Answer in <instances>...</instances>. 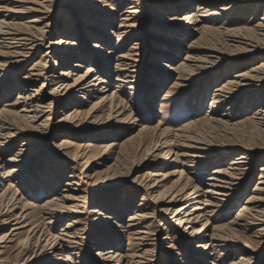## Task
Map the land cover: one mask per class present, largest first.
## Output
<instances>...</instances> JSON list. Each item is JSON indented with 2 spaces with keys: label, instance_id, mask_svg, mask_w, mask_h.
<instances>
[{
  "label": "bare ground",
  "instance_id": "obj_1",
  "mask_svg": "<svg viewBox=\"0 0 264 264\" xmlns=\"http://www.w3.org/2000/svg\"><path fill=\"white\" fill-rule=\"evenodd\" d=\"M8 1L10 0H0V93H2L4 90L3 88L7 85L5 82L7 76H14L17 72L23 70L26 64L31 62L42 49L45 48L46 51L43 58L36 61L22 78V81L18 85L19 95L17 100H15L14 103H6L0 110V152L16 140L22 139L24 141L21 145L20 152L9 159L7 164L0 161V179L1 175H3L2 181L0 182V244L6 242L15 243L14 248L16 247L17 251L23 254L25 251L31 253L29 260L24 264H38V259H36L38 254L36 251L39 249L41 250V248L42 252L39 255L41 259H46L49 255L54 257L49 264H83L81 260L85 258L84 254L87 252V241L85 236L88 234V227L83 218L84 212L80 211L83 208L84 197H81V195L79 196V194H85L83 190L80 189L81 184H87L84 182L83 178L95 179L97 175H99L98 173H94L95 170L89 165L87 159L90 153L97 150V148L95 149L96 146L92 142L75 144L69 140V138L58 140L60 144H57V148L61 152L60 156L64 157L66 160L70 158V161L74 163L75 167L71 168L66 189L62 191L59 190V175L61 169H59L60 173L55 170L56 167L55 169L48 170V178L50 177L51 181L49 182V189H47L48 187L46 188L48 190L47 193L52 194L50 189L52 188V190H55V192H53L57 194V196L49 200L43 206L37 207L31 203H27L25 200L26 191L20 190L19 187L22 186L21 189H26L27 186L25 187V182L34 186L33 179L30 178L26 180L31 173L29 160L31 157L35 156L33 147L37 146L38 150L43 149L39 146L42 145V138H45L48 132L50 133L51 131L50 126L52 125L54 115H56V107L57 109H62L60 113L62 112L63 118L59 120V122L62 123L78 120L83 114L81 109H84L85 106H90L87 112L88 116L103 111L108 104L110 116L113 115V113L118 115L122 114L120 116H123L129 110L127 108L130 102L129 98L128 101L125 99L127 93L124 89L127 85H133V83H135L133 79L138 78L137 75L140 70L139 62L142 57L140 54L143 53L144 47H142V44H135L131 51L120 55L110 47L111 41L109 37L106 36V33L108 32V28L114 27L112 22L115 19V9L110 8V4H107L106 0L68 1L71 6L74 7L72 13L78 16L79 22L76 23L77 26L75 30L71 29L73 25H69L67 21L61 23L60 30H58L57 33V36H60V38L48 42V45H45V42L47 41V37H49L54 30V24L50 22L48 16L53 7V0H34L32 3L26 4L32 6L25 5L19 8H9L7 5ZM13 1L20 3L25 2L24 0H12V2ZM179 1L182 9L187 7L190 9L193 4L183 0H135L130 4L123 15L120 16L118 33L116 32V34L112 31L108 36L116 34L118 40L117 47L123 37L127 39L135 36L137 37L136 34L142 31L148 24L146 19L142 17V7L144 6L149 8L155 15H158L159 17L157 19L161 22L168 20L167 22L170 24L182 20L184 22V27H188V30L192 32H201L202 36L207 34L218 35L222 43H225L233 54L245 53L249 54V56H253L263 52L264 15L257 25L252 28L235 27L234 22H232L234 21L233 19L232 21H223V17L235 8L234 0H198L196 5L198 11L207 10L212 7L213 3L221 2V4H223L219 6L218 9H215V11L211 13V16L206 19L198 16L193 11L186 13L181 20L177 18H167L157 13V8L160 6L161 2H167L165 6L169 7L170 5L177 4ZM102 4L104 7L100 6ZM263 4L264 2L259 1V7L256 9L254 15L258 14V10ZM26 12L36 13L38 15L34 19L26 22L25 18L21 17V15L26 14ZM209 24H212V26ZM87 32L93 33L94 35H88ZM166 35V33L159 32L155 34V36L161 38H165ZM75 38L77 40L74 41ZM200 39H202V37ZM138 40L143 41L141 37ZM80 42L82 44L86 43L85 52L82 51V44ZM215 46L217 45L215 44ZM109 47L110 49L107 50ZM159 47H156L153 52H159L160 54L161 47ZM212 48H214V46ZM210 50L213 51H209L208 49L206 52L208 57L206 59L204 58L205 60L198 58L195 60L196 58L194 59L191 57L190 59H186L190 63H196V65L182 64V71L188 73L189 77L194 78L199 71H203L205 68L207 69V65L210 64L214 67L217 65V60H224L226 58L223 56L222 49L215 47V49ZM53 54H56L53 65L46 66L44 58ZM92 56H95L102 62V67L98 71H96L92 65H87L90 59H92ZM111 62H116L112 71L109 69ZM198 63H205V65H200ZM82 70L83 72L81 74ZM111 80L117 82V89L116 92L108 94V87L111 86ZM180 80L184 81L180 84L181 88H187L186 85L192 82L189 78H181ZM47 86L48 91L46 92L45 89ZM134 86H128L127 88L133 90ZM263 88L264 60L261 61L259 65H254V68L250 71L238 73L233 77V80L220 87L218 91L216 90L218 94L216 92L217 95L214 104H222V106L225 104L232 105L235 103V97L243 91L253 90V92H259L261 95L249 98L250 105L258 106V110L257 112L254 111L256 112L255 115L252 116L250 122L248 121L254 125L250 133L256 135V138L258 137L257 139H259L264 137V102L262 101L264 93H260V90H263ZM122 90L123 92L121 94L117 93ZM48 98L50 101L45 103V100ZM151 99L156 98L151 96ZM63 106H66V109L63 110ZM212 108L214 109L216 107L212 105ZM230 110L231 108L229 111ZM231 114L222 115L221 118H213L211 115H207L206 119L203 121L200 120L188 123L175 132L170 131V129L162 130L161 124H159L157 129L161 131V133H159L161 139L159 138L155 143L154 149L157 150L160 146L174 145L178 149L177 151L193 150L191 154L189 153L187 155L177 152L175 159L171 160V164L180 166L179 158H189V163L192 165L190 168L194 167V169H197L199 168L198 165H196L198 161L206 158L208 159V155L215 152L212 150L213 145L211 142L196 137L198 135L200 136V129L207 126L212 129H222L227 132L229 129L244 127L246 122L231 124ZM208 117L211 118L207 119ZM72 128L76 129L77 126H73ZM196 128H199L198 131ZM254 138L252 137L251 139ZM133 141H135L134 137L127 139L122 144L114 143L111 147H107L106 149L112 153L115 151L116 147H118L121 151L128 143L131 144ZM252 142H254V140ZM243 149V153L239 155L237 161L231 163V167L214 172V175L208 180L210 182L208 185L210 195L220 196L221 199H224L223 202L222 200L220 202L208 200L205 201V204L196 202L198 197L192 198V196L197 193L198 187H196L192 193H186L192 178L187 174V176H185L184 171L174 172L173 174L163 173V169L170 165L168 163L161 165L160 168L162 170L158 169L159 171H157V168L155 170L151 169L143 176L140 186L145 187L146 191L151 190L154 193H158L157 199L155 198L157 203L164 204L166 207L162 209V214L172 212L173 208H175L174 206L179 201H182L181 199L178 200L179 196H182L183 201H187V205L177 209L175 208V217L178 218L177 226L182 229L185 228L186 235L192 240H198L200 238L207 240L203 241L206 242V244H195L199 250L203 249L204 252H206L213 245L229 249V251L231 249H239L237 245H239L240 240H237L238 238H235L234 235L237 232L230 231V234L233 236L214 234L211 236L207 230L204 231V229H202L198 231L196 226L198 223L202 222L203 218L208 225L209 222L214 219V216L218 212L217 210L226 206V204L233 199L235 192L239 191L240 186L243 185V182L249 176L253 167L252 159L254 155L251 151L245 149L244 146L242 150ZM39 151H41L39 152L41 154L42 150ZM172 151H170L169 157L167 156L168 158H170ZM161 157L162 156H158V158ZM79 160H83V162L80 163ZM181 165L183 166L184 164L181 163ZM111 169L112 168H109L108 171ZM115 171L120 172L118 167ZM177 173L179 175V180L184 181L187 179L188 182L185 181L186 184L176 191L173 187L167 188L165 183L169 176L176 175ZM260 174L259 183L254 190L255 196L249 198V201L247 200L248 202L246 203L251 205L250 208L247 205L242 206L241 211L238 213V217L236 216V221L231 223L232 228L240 227L246 232H248L249 229L263 226V228L256 233L259 234L257 238L264 239V199L262 198L264 197V167L261 169ZM199 204L206 207L203 209L205 210L203 214L202 212L198 214V212L202 210L201 207L197 206ZM254 204L258 206H252ZM212 208L213 210L208 212V210ZM19 210H21L20 213H18ZM91 212L94 217L93 221L96 222L95 225L99 228H103V234H105V232H110L111 228L115 227V220L110 216H105L106 214L98 210H93ZM31 213L33 216L38 217V220L33 224L29 221L31 220ZM75 214H80V216L78 215L79 217L70 221L65 230H62L63 233L61 237H55L51 234L50 231L61 222L62 218H67V216ZM139 217L140 220L149 219L148 215ZM9 226H13L12 229L5 232L8 230L7 228ZM29 227L30 229L25 231L27 237L21 240L20 236L23 233L25 234L24 230ZM165 229L167 228L165 227ZM113 232L114 236L106 233L107 235L104 240L99 239L97 240V244L94 243V246L99 248L95 250L96 258L104 264H124L126 260L129 264H150V262H152L150 257L153 252L148 249L142 250L138 255L121 256V254L116 252L114 247H111L113 246L115 236L119 234L118 232ZM150 232L145 228L134 233V240L137 241L140 247H150L153 245L150 244L154 241V239L151 238L152 234ZM167 239L170 238L167 237ZM234 239H236V241ZM261 242L262 243H259V245L264 246V240H261ZM43 243L46 244L42 246ZM0 248H2L3 251L7 249L6 246ZM169 250L174 251V246H169ZM246 250L247 248H240V251L243 253H245ZM1 251L0 255L3 254ZM251 253L249 258L243 256L237 262L235 260L231 264H256L257 260L254 261L256 255L253 257L255 252L252 251ZM64 254H66V256H64ZM75 256L76 259L74 258ZM205 257L206 258L203 260L204 263L209 264L208 256L206 255ZM4 263V260L2 261L0 258V264Z\"/></svg>",
  "mask_w": 264,
  "mask_h": 264
},
{
  "label": "rangeland",
  "instance_id": "obj_2",
  "mask_svg": "<svg viewBox=\"0 0 264 264\" xmlns=\"http://www.w3.org/2000/svg\"><path fill=\"white\" fill-rule=\"evenodd\" d=\"M24 1L25 2L20 3L10 0L7 2V5L9 8H19L25 6L27 3H32L34 0ZM68 1L70 0H53V7L48 16L50 22L54 24V30L52 34L47 37L45 45H48V42L52 40L60 38V36H57V33L58 30H60L61 23L67 21L69 25H73L71 29L75 30L77 26L76 23L79 22L78 16L73 15L72 10H74V7L71 6ZM106 1L107 4H110V8L115 9V19L112 22L114 27L108 28V32L106 33V36L109 37L111 41L110 47L113 48L115 52H118V55L128 53L135 44H142V47H144L143 53L140 54L142 57L139 62L140 70L138 71V78L133 79L135 81L133 85H125L126 88L124 89L127 93L125 99L128 101L129 98L130 102L127 108L129 110L123 116H120L122 114L118 115L114 113L110 116L108 104L103 111L88 116L87 112L90 106H85L84 109H81L83 114L78 120L62 123L59 122V120L63 118L62 112L60 113L62 109H57L56 107V115H54L52 125L50 126L51 131L50 133L48 132L45 138H42V145L39 146L43 148L39 149L42 150V153H39L41 151L38 150L37 146L33 147L35 156L31 157L29 160L31 173L26 180L30 178L33 179L35 187L29 185L28 182L24 183L25 187L27 186L26 189H21L22 186L19 187L20 190L26 191L25 200L27 203L41 207L57 196V194H54L55 190H52V188H50L52 194L47 193V189H49L50 186L49 182L51 181V178H48L49 175L47 172L50 169H55V167L58 173H60L59 169H61L59 175V190L62 191L66 189L71 168L75 166L74 163L70 161V158L66 160L64 157L60 156L61 152L57 148V144H60L58 140L69 138V140L75 144L92 142L97 150L90 153L87 159L89 165L94 168V173H98L99 175H97L95 179H84L82 177L87 184H81L80 187L85 193L79 194V196L81 195V197H84L83 208L80 211L84 212L83 218L88 227V234L85 236L87 241V252L84 254L85 258L81 260L83 264H104L95 256V250L99 248L94 246V243L97 244V240L99 239L104 240L107 234L114 236L113 231L119 233L115 236L113 246H111L116 249V252L121 254V256L127 257L129 255H138L142 250H151L153 253L150 257L152 261L150 264H206L203 261L206 255L208 256L209 264H231L235 260L237 262L243 256L249 258L252 251L255 252L253 257L256 255L254 258V261L257 260L256 264H264V246L259 245V243H262L261 240L264 239L257 238L259 234L256 233L263 228V226L249 229L248 232L240 227L232 228V223L236 221L239 215L238 213L242 209L241 207L247 205L250 208L251 205L246 203L249 201V198L255 196L254 190L259 183L261 169L264 167V139H262L264 137L257 139L258 137L256 138V135L251 134L250 132L254 125L253 123H249L252 116H254L258 110V106L250 105L249 98L261 94L257 91L253 92V90L243 91L235 97V103L232 105L225 104L222 106V104H214L215 97L218 94L217 91L220 87L233 80V77L238 73L248 72L254 68V65H259L261 61L264 60V49L263 52L253 56H249V54L245 53L233 54L225 43H222L218 35L207 34L202 36L201 32H192L188 30V27H184V22L181 20L186 13L193 11L198 16L206 19L211 16V13L214 12L215 9L223 5L221 2H217L213 3L212 7L205 11H198L196 6L198 0H183L193 3L191 8L189 7L190 9H188V7L182 9L180 1L169 7L165 6L167 2H161L160 6L157 8V13L167 18H177L181 20L180 22H173L170 24L167 22L168 20L164 22L159 21V19H157L159 17L158 15H155L149 8L143 6L142 17H144L148 23L142 29L143 32L140 31L136 34L137 37L135 36L130 39L123 37L117 47L118 40L116 34L118 33V26L120 25V16L123 15L130 4L135 0ZM259 1L264 2V0H234L235 8L226 14L222 20L232 21L233 19L234 21L232 22H234L235 27L238 28H252L256 26L264 15V4L258 10V14L254 15L256 9L259 7ZM29 4L26 6H32ZM100 6H103V4ZM37 15L36 13L26 12V14L21 15V17L25 18L26 22H28ZM209 25L212 26V24ZM112 31L113 33H117L108 36ZM157 32L166 33L167 35L165 38L157 37L155 36ZM87 34L94 35L90 32H87ZM140 37L143 41L138 40ZM201 37L203 40L200 39ZM75 40L77 39L75 38L74 41ZM215 44L217 46H215ZM85 45L86 43L81 45L83 52H85L86 49ZM159 46L161 47V53L153 52L154 49ZM213 46L214 48H212ZM110 47L107 48V50L110 49ZM215 47L222 49L223 56L226 57L224 60H217V65L214 67L210 64V66L207 65L208 68L199 71L194 78L189 77L188 73L182 71V64L196 65V63H190L186 59H190L191 57L194 59L196 58L195 60H197V58L205 60L208 57L206 53L208 49L209 51H213L210 49H215ZM45 51V48L42 49L31 62L26 64L23 70L17 72L14 76H7L5 78L7 85L3 88L4 90L2 93H0V110L6 103H14L15 100H17L19 95L18 85L33 64L43 58ZM44 59L46 66H52L56 59V54L50 55ZM99 60L100 59L95 56H92V59H90L87 65H92L93 68L98 71L102 67V62ZM115 63L116 62H111L109 68L111 71L115 67ZM198 64L205 65V63ZM82 72L83 70L81 74ZM181 78H189L192 82L186 85L187 88H181L180 84L184 82L180 80ZM116 83L117 82L114 80L110 81L111 86L108 87V94L116 92ZM128 86H134V89L130 90L127 88ZM45 91H48V86ZM122 92L123 90L117 93L121 94ZM262 92L264 93V88L260 90V93ZM151 96L156 99H151ZM49 101L48 98L45 100V103ZM262 101L264 102V96ZM212 105L216 108L213 109ZM230 108L231 110L229 111ZM64 109H66V106H63V110ZM226 114H231V124H236L238 122H246V124L242 128L229 129L227 132L222 129H212L207 126L202 127L200 129V136L198 135L196 137L211 142L213 145L212 150L215 152H213L214 154L211 153L208 155V159L206 158L198 161L196 165H198L199 168L197 169H194V167L190 168L192 165L189 163V158H179L180 166L171 164V160L175 159L177 152L187 155L189 153L191 154L193 150L177 151L178 149L174 145L160 146L157 150L154 149L155 143L161 137L159 135L161 131L157 129L159 124H161L162 130L170 129V131L175 132L188 123L200 120L203 121L206 119L207 115H211L213 118H221L222 115ZM73 126H77V128L74 129L72 128ZM198 129L199 128H196L197 131ZM132 137H134V143H128L121 151L118 147H116L115 151L112 153L106 149L107 147H111L114 143L122 144ZM252 137L255 138L251 139ZM251 140H254V142ZM23 142L22 139L16 140L14 143L6 146V148L0 152V161L7 164L9 159L20 152ZM243 146L254 155L252 159L253 167L249 176L243 182V185L240 186L239 191L235 192L233 199H231L226 206L217 210L218 212L214 216V219L211 220L208 225L203 218L202 222L198 223L196 226L198 231L202 229H204V231L207 230L211 236L213 234L233 236L230 234V231L237 232L234 235L235 238H238L237 240H240L239 245H237L239 249H237L238 251L236 249H231L229 251V249L213 245L208 251L204 252L203 249H197L195 244H206V242H203L206 239L200 238L198 240H192L186 235L185 228L182 229L177 226L178 218L175 217V210L187 205V201H183L182 196H179L178 200L181 199L182 201H179L174 206L176 209L173 208L172 212L162 214V209L166 207L164 204L157 203L156 197L158 193H154L151 190L146 191V188L140 186V183L143 176L147 174L149 170H155L156 168L157 171L162 170L160 168L161 165L168 163L170 165L163 169V173L173 174L174 172L184 171L185 176L188 175L192 178L186 193L190 194L198 187L197 193L192 196V198L198 197L196 202H200L201 204H205V201L208 200L213 202H220L222 200L223 202L224 199H221L220 196L210 195V189L208 187L210 182L208 180L214 175V172L231 167V163L237 161L239 155L243 153ZM170 151H172V153L170 154V158H168ZM158 156H162L163 158H158ZM79 162L82 163L83 160H79ZM181 163L184 165L182 166ZM116 166L119 168L120 172L115 171L117 168ZM109 168L112 169L108 171ZM2 178L3 175H1L0 182ZM167 179L165 186L167 188L173 187L176 191L188 182L187 179L184 181L179 180L178 173L169 176ZM262 198L264 199V197ZM201 204L197 205L202 209L198 214L201 212L203 214V212H205L203 209L206 207ZM252 206L258 205L254 204ZM93 210H98L106 214L105 216H110L119 226L115 224V227H112L110 232H105V234H103V228L96 226V222L93 221L94 217L91 214ZM211 210H213V208L209 209L208 212ZM20 211L21 210H19L18 213H20ZM78 215L80 216V214H75L67 216V218H62L61 222L50 231L51 234L55 237H61L63 233L62 230H65L70 221L79 217ZM144 215H148L149 219L140 220L139 216ZM37 218V216L35 217L31 213L30 223H35L38 220ZM12 227L13 226H9L7 228L8 230L5 232L10 231ZM165 227L167 229H165ZM145 228L149 232L151 231V238L154 239V241L150 243L153 244L150 247H140L137 241L134 240V233ZM29 229L30 227L24 230V232ZM21 236V240H24L27 237L26 232ZM167 237L170 239H167ZM234 240L236 241V239ZM45 244L46 243H43L42 246ZM4 246L7 247L4 251L0 248L2 250L0 251L3 252L0 258L2 261L4 260V264H24L29 260L31 253L25 251L23 254L17 251L16 247L14 248L15 243L6 242L0 244V247ZM169 246H174V251H170ZM240 248H247V250L243 253L240 251ZM36 252L38 254L36 258L38 259V264H49L52 259H54L52 255L47 256L46 259H41L39 255L42 252V248ZM64 256H66V254H64ZM74 258L76 259V256ZM124 264L129 263L126 260Z\"/></svg>",
  "mask_w": 264,
  "mask_h": 264
}]
</instances>
